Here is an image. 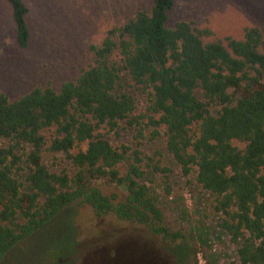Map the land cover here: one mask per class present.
<instances>
[{
  "label": "trees",
  "instance_id": "16d2710c",
  "mask_svg": "<svg viewBox=\"0 0 264 264\" xmlns=\"http://www.w3.org/2000/svg\"><path fill=\"white\" fill-rule=\"evenodd\" d=\"M6 1L16 41L25 48L28 8L22 0ZM173 5L152 0L149 11L110 28L98 45H89L92 64L58 90L34 87L14 100L0 90V260L72 203L163 239L179 237L163 225L157 198L142 182L144 167H161L125 145L112 146L96 131L100 124L114 129L123 121L136 137L145 127L152 136L162 130L164 148L182 176L194 172L211 196L238 264H264V38L249 27L241 39L204 42L209 31L190 21L166 25ZM122 73L147 92L146 114L134 113ZM210 107L219 110L212 114ZM51 128L47 140L44 132ZM45 152L65 154L74 172L49 170ZM100 179L123 188L124 198L105 194Z\"/></svg>",
  "mask_w": 264,
  "mask_h": 264
},
{
  "label": "rangeland",
  "instance_id": "374dc122",
  "mask_svg": "<svg viewBox=\"0 0 264 264\" xmlns=\"http://www.w3.org/2000/svg\"><path fill=\"white\" fill-rule=\"evenodd\" d=\"M28 8L30 32L27 47L16 41L10 7L0 0V90L14 100L34 87L58 90L65 81H74L92 64L89 45H98L112 27L122 25L138 11H149L152 0H22ZM178 20L190 21L204 42L243 38L249 27L259 28L264 38V0H174L167 26ZM124 90L135 99L136 115L147 113L149 98L126 74H121ZM202 99V94L198 93ZM219 107H210L216 114ZM142 125L146 119L142 118ZM114 147L125 145L128 152L149 156L162 170L144 167L142 181L157 198L163 225L178 232L175 240L163 239L139 224L117 219L113 214L96 217L90 206L72 203L42 228L11 249L0 264H238L235 246L218 226L212 198L195 181L192 172L182 176L172 156L164 148L162 130L143 135L126 122L109 129H96ZM47 140L53 129L44 132ZM238 147L243 143L233 141ZM86 144L81 146L84 149ZM77 148L70 152L75 153ZM160 153V154H156ZM43 162L51 171L74 172L66 155L45 152ZM144 160L142 163L144 164ZM22 180V176H18ZM105 194L125 190L106 179L97 181ZM60 255H56V254Z\"/></svg>",
  "mask_w": 264,
  "mask_h": 264
}]
</instances>
